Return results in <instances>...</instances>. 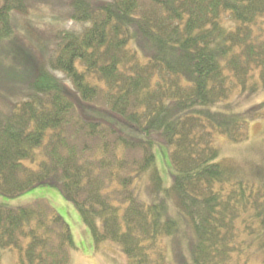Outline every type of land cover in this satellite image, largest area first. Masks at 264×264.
I'll return each mask as SVG.
<instances>
[{"label": "trees", "instance_id": "trees-1", "mask_svg": "<svg viewBox=\"0 0 264 264\" xmlns=\"http://www.w3.org/2000/svg\"><path fill=\"white\" fill-rule=\"evenodd\" d=\"M14 12L26 14L27 0H0V49ZM71 17L45 65L7 77L0 195L57 189L95 244H117L128 264H166L163 241L177 223L134 188L165 144L171 193L196 237L185 264H251L264 252V192L219 161L214 141H245L264 119V102L242 113L231 102L264 89V0H73ZM72 248L69 225L45 201L0 207V264L4 251L17 264H69Z\"/></svg>", "mask_w": 264, "mask_h": 264}, {"label": "rangeland", "instance_id": "rangeland-1", "mask_svg": "<svg viewBox=\"0 0 264 264\" xmlns=\"http://www.w3.org/2000/svg\"><path fill=\"white\" fill-rule=\"evenodd\" d=\"M72 2L73 0H27L26 14L19 12L12 14L14 36L0 49V110L6 105L7 97L13 94L8 91L9 74H14V69H17L22 71L23 76L30 77L33 72L45 65L53 54L56 34L67 29L72 21ZM257 30H264V18ZM20 75L21 73L12 82L16 95L21 94L25 85L16 83V80H22ZM231 102L234 104L232 111L242 113L264 102V89L253 94L237 92ZM214 144L219 151V161L235 167L239 181L264 192V119L249 123L245 141L232 142L218 136ZM154 152L156 164L136 179L134 184L136 194L145 204L158 206L165 219L177 223L175 235L163 241L166 264L192 263L191 251L196 237L191 222L181 212L171 193L175 175L170 155L171 148L161 144L156 146ZM38 200L48 203L72 231L74 248L70 252L69 264H128L127 256L117 244L112 242L95 244L81 214L57 189L41 186L14 198L0 195V207L15 209ZM18 260L16 252H1L2 264H17ZM251 264H264V252L255 254Z\"/></svg>", "mask_w": 264, "mask_h": 264}]
</instances>
